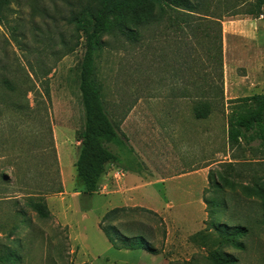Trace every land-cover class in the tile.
Here are the masks:
<instances>
[{"label":"rangeland","instance_id":"rangeland-1","mask_svg":"<svg viewBox=\"0 0 264 264\" xmlns=\"http://www.w3.org/2000/svg\"><path fill=\"white\" fill-rule=\"evenodd\" d=\"M200 1L201 14L178 19L169 9L142 28L138 43L121 35L105 39L97 80L110 117L134 152L109 145L121 161L108 166L93 196L75 166L84 124L85 48L67 24L65 2L58 1V10L48 3L45 18L29 3L4 9L0 264H215L195 238L209 231L205 199L215 197L225 204L214 218L218 223L248 227L240 239L244 248L224 251L235 264H264V203L256 190L264 186V152L257 142L249 150L230 148L227 141L228 116L242 106L235 99L264 93V17L246 13L253 0ZM158 155L182 164L169 176L208 160L209 183L187 213L156 212L147 206V193L123 196L117 170L123 174L137 160L143 178L152 179L142 161L157 169ZM112 226L143 236L153 252L115 248L103 231Z\"/></svg>","mask_w":264,"mask_h":264},{"label":"trees","instance_id":"trees-1","mask_svg":"<svg viewBox=\"0 0 264 264\" xmlns=\"http://www.w3.org/2000/svg\"><path fill=\"white\" fill-rule=\"evenodd\" d=\"M58 1H64L67 11L66 21L72 25L77 35V42L83 45L85 53L80 71V92L84 109V124L79 141L80 151L75 163L77 174L85 187V192L93 196L98 192L110 164L119 165L120 157L109 148L111 143L134 149L128 143V137L112 120L103 100L101 84L97 80V58L106 45V38L121 35L131 43H138L141 30L153 24L158 17L169 9L177 18L183 14H201L200 0H0V18L6 7L17 4H30L32 9L43 18L50 16L48 3L58 10ZM235 7V6H233ZM247 14L264 17V0H253ZM235 11L231 15H238ZM213 19L220 18L206 14ZM73 49L68 48L67 53ZM50 97L49 89L46 90ZM242 106L234 110L227 119V141L230 148L241 149L247 146L264 152V93L249 95L238 99ZM233 101V100H232ZM232 164V163H231ZM231 166V165H230ZM217 189H221L219 184ZM246 190L253 191L246 187ZM257 194L264 203V186H258ZM62 192V189L59 190ZM249 196V195H248ZM211 217L209 231L202 230L195 234L203 246L207 247L215 264H235L225 248H244L240 239L248 233L246 225L218 223L214 218L225 204L217 197L206 200ZM45 215L42 208H37ZM109 242L117 249L147 250L153 252L151 245L143 236L130 237L116 227L104 228ZM119 243V244H118ZM5 257L10 260L13 257Z\"/></svg>","mask_w":264,"mask_h":264},{"label":"crops","instance_id":"crops-1","mask_svg":"<svg viewBox=\"0 0 264 264\" xmlns=\"http://www.w3.org/2000/svg\"><path fill=\"white\" fill-rule=\"evenodd\" d=\"M131 117L132 116H129V119ZM158 152L161 151H156V153ZM160 156L158 155L157 157L160 158L157 169H152V166H150L146 160L142 161L146 170L152 171L154 175L152 179L146 180L145 177L143 178L146 171L139 169V162L135 158L136 161L133 162V164L131 163L124 167L123 174L120 173L121 170H117L115 175L116 178L120 180L122 179L121 175L123 176V185L120 186V190L123 196L129 199L131 197H140L139 195L142 197V194L147 193V197H149L148 200L151 203L147 206L156 212L167 210L168 212L187 213L190 211L188 209L194 206L193 202L201 197L200 195L203 188L200 189V187L202 186L205 188L209 183V166H205L208 160L207 162L205 161L206 163H204L203 160L201 164H193L191 169L186 172L181 170L179 174L169 176V173L173 170V166L181 167L182 164L173 162V159L166 155ZM177 171L178 170H175L174 173ZM198 178H200V181ZM160 184L164 186L165 190L160 187ZM147 187H149V190L144 192L143 190L147 189Z\"/></svg>","mask_w":264,"mask_h":264}]
</instances>
